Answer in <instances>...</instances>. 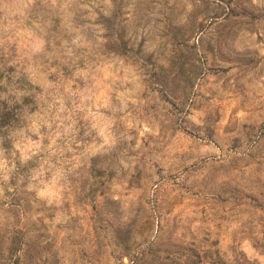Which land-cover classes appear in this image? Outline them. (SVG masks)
I'll use <instances>...</instances> for the list:
<instances>
[{
  "label": "rangeland",
  "instance_id": "rangeland-1",
  "mask_svg": "<svg viewBox=\"0 0 264 264\" xmlns=\"http://www.w3.org/2000/svg\"><path fill=\"white\" fill-rule=\"evenodd\" d=\"M0 264H264V0H0Z\"/></svg>",
  "mask_w": 264,
  "mask_h": 264
}]
</instances>
